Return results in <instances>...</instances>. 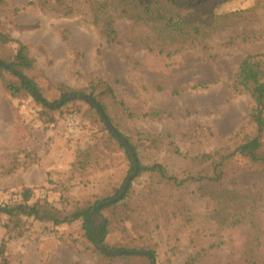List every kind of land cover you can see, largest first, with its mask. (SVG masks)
Segmentation results:
<instances>
[{"label": "rangeland", "instance_id": "1", "mask_svg": "<svg viewBox=\"0 0 264 264\" xmlns=\"http://www.w3.org/2000/svg\"><path fill=\"white\" fill-rule=\"evenodd\" d=\"M33 1L6 0L7 6L0 8V29L28 47L44 98L57 102L59 84L84 91L98 79L109 83L117 100L106 101L111 124L136 146L143 165L160 163L170 173L187 177L190 157L219 149L223 138L247 125L253 101L235 87L241 62L248 55L264 54V0H212L196 11L182 12L189 21L199 20L192 14L206 11L215 18L204 38L176 44H164L123 10L115 14L117 42L110 43L85 14L61 17L29 6ZM17 49L16 42H0L5 60L13 61ZM4 76L18 81L8 72ZM51 108L47 111L22 88L15 94L7 91L0 75V206L23 202V191L32 189L31 203L63 219L113 198L130 178L131 164L94 108L77 100ZM153 112L161 115L145 117ZM71 118L78 122L74 135L67 132ZM140 133L170 136L175 146L153 148ZM239 163L242 169L214 188H256L263 199L242 211L236 224H219L224 216L217 214L228 210L201 197L197 185L181 190L146 175L134 180L131 191L141 226L133 228L128 222L123 230L115 224L107 242L155 244L156 264H264V171L245 159ZM151 188L163 194L162 202L171 198L177 206L186 205L192 224L186 227L180 218L166 225L158 210L140 206ZM152 210L156 212L147 217ZM104 214L110 217L111 211ZM20 219L23 236L8 229V216H0V264L3 244L9 264H150L145 257L104 259L85 238L80 221L55 227L48 220ZM145 223L152 234L139 241Z\"/></svg>", "mask_w": 264, "mask_h": 264}, {"label": "trees", "instance_id": "2", "mask_svg": "<svg viewBox=\"0 0 264 264\" xmlns=\"http://www.w3.org/2000/svg\"><path fill=\"white\" fill-rule=\"evenodd\" d=\"M212 0H34L29 6H35L44 11H48L53 15L61 17H74L85 14L91 19V22L97 26L100 32L106 37L110 43L117 42L118 31L115 28V14L119 10H123L131 18L142 21L145 27H149L154 34L157 33L161 37L164 44L182 43L187 38H204L208 31H211V18H215L214 13L206 11L198 16L199 20L189 21L188 17L182 16V12L196 11L206 6ZM7 6L6 0H0V8ZM208 15V16H207ZM207 16V18H204ZM191 24V26L189 25ZM145 44L149 42L144 38ZM0 42L7 44L8 42L18 43L17 53L13 61L5 60L0 56V75L7 91L12 94L19 93L24 89L33 99L40 105H43L47 111L54 110L48 105L65 106L68 104L67 99L72 95L81 96L77 101L94 108L100 118L107 126L109 132L119 145L126 151L130 160L131 170L130 177L135 175L131 181L128 191L123 199L108 205L105 203L119 197L125 188L122 185L113 198L96 201L94 204L79 208L72 215L61 218L46 211L45 206L40 203H31L34 197L32 189H25L22 193L23 202L17 205L0 206V216L6 215L10 219L9 230L17 231L20 228L23 217L32 218L34 220H48L55 227L63 224H71L77 221L82 222V229L87 241L93 245L95 250L104 259L112 261L115 257H145L150 264H156L158 251L157 245H110L107 242L108 237L114 231L117 224L125 230V224L131 223L133 228H139V217H135L136 210H133L134 197L131 195L132 184L135 179L143 176H149L154 181L171 184L176 189H185L188 185H197V189L201 197H210L213 201L224 206L228 211H219L218 216H224L221 225H234L241 221L239 214L244 211H250V208L262 200L263 195L260 189L246 188L242 190L221 187L214 188V185L222 184L234 173L242 169L239 160L245 159L250 165H254L264 171V54L248 55L239 65V71L236 80V89L241 93L248 95L253 101V107L246 126L229 138H223V145L219 149L198 155L196 157H188V162L192 165V169L187 177H179L170 173L163 164L156 163L153 165H143L137 154L136 146L124 135L118 132L120 136L129 144V147L122 142L106 124L103 114L111 122L108 113L107 100L117 102L112 86L101 80L93 81L89 88L84 91H74L68 89L65 85L59 84L58 90L61 93L60 99L55 103H49L44 98V93L35 80V59L29 54L28 47L20 41H15L7 34L4 29H0ZM163 44V45H164ZM165 46V45H164ZM148 47V46H147ZM152 48V47H149ZM163 53V50H161ZM8 72L18 81L9 80L4 76ZM33 74V75H32ZM20 85L21 87L17 86ZM160 113H148L145 117L157 118ZM52 121V120H51ZM139 136L143 140L151 143L153 148H161L163 145L172 143L170 136L164 138L162 136L140 133ZM171 142V143H169ZM174 150L180 153L178 147ZM138 161V167L136 160ZM145 199L140 206H146L158 210L164 218L166 225L172 223L173 220L181 218V223L186 227L193 222L191 211L186 205L177 206L172 203V199L162 202V196L158 189L152 190L148 195H144ZM244 206V207H243ZM243 207V208H242ZM242 209L238 214L236 212ZM111 211V216L106 217L105 212ZM152 213L147 216L151 218ZM146 226V227H145ZM144 235L139 236V241H146L147 236L150 238L152 231L149 223H145L143 227ZM19 236L24 235V230L17 231ZM143 244V243H142ZM1 255L3 257L2 264H9L5 257L6 245L3 244ZM195 260L189 261L187 264H196Z\"/></svg>", "mask_w": 264, "mask_h": 264}, {"label": "water", "instance_id": "3", "mask_svg": "<svg viewBox=\"0 0 264 264\" xmlns=\"http://www.w3.org/2000/svg\"><path fill=\"white\" fill-rule=\"evenodd\" d=\"M80 98H81V96H79V95H72V96H70V97L67 99V101L69 102V101L77 100V99H80ZM48 106H49L50 108H51V107H54V106H51V105H48ZM102 118L105 119L106 124H107V125L109 126V128L113 131V133H114V134H115V135H116V136H117L122 142H124V143L129 147L128 142H126V141L120 136V134L115 130V128L113 127V125L111 124V122L106 118V115L103 114V117H102ZM135 160H136L137 167H138V161H137L136 158H135ZM135 175H136V173H135L134 175H132V176L126 181V184H125V188H124V190H123V193H122L119 197H117V198H115V199H113V200H111V201L105 203L104 205H108V204H111V203H114V202H118L119 200L123 199L124 196L126 195L127 191H128L129 185H130L131 181L134 179Z\"/></svg>", "mask_w": 264, "mask_h": 264}, {"label": "built area", "instance_id": "4", "mask_svg": "<svg viewBox=\"0 0 264 264\" xmlns=\"http://www.w3.org/2000/svg\"><path fill=\"white\" fill-rule=\"evenodd\" d=\"M79 131L78 122L75 118H71L67 124L68 135H74Z\"/></svg>", "mask_w": 264, "mask_h": 264}]
</instances>
